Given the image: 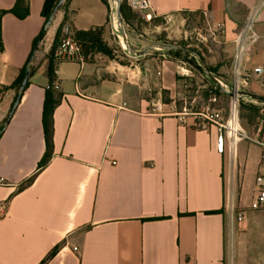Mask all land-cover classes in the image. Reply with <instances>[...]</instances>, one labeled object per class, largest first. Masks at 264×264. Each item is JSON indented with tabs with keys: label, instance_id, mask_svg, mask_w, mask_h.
<instances>
[{
	"label": "crops",
	"instance_id": "0c3cea01",
	"mask_svg": "<svg viewBox=\"0 0 264 264\" xmlns=\"http://www.w3.org/2000/svg\"><path fill=\"white\" fill-rule=\"evenodd\" d=\"M18 0H0V11ZM46 0L2 19L0 50V264H236L237 227L227 213L232 167L216 147L217 131H200L111 81L94 82L91 62L55 60L63 95L54 112V150L43 124L49 56L65 16L77 32L108 33L103 0H65L30 62L29 85L9 121L19 77L42 31ZM150 17L204 12L226 28L219 69L264 97V0H149ZM22 4L21 11L25 8ZM256 9L258 40L237 61L235 42ZM177 64L163 62L162 86H175ZM54 83V84H55ZM241 144V143H240ZM249 158V157H248ZM247 158V167L252 165ZM264 173V161L255 162ZM246 167V168H247ZM249 168V167H248ZM32 176L34 182L24 187ZM247 189H256V178ZM242 236L249 240L250 222Z\"/></svg>",
	"mask_w": 264,
	"mask_h": 264
},
{
	"label": "rangeland",
	"instance_id": "374dc122",
	"mask_svg": "<svg viewBox=\"0 0 264 264\" xmlns=\"http://www.w3.org/2000/svg\"><path fill=\"white\" fill-rule=\"evenodd\" d=\"M110 6L108 33L102 36L103 51L90 50L87 61L91 62L94 82L111 81L125 87L129 96L143 100L150 109H160L165 114L174 112H202L207 109L219 110L223 117H228L231 97L217 87L201 70L199 61L185 54H168L163 50H152L144 56H135L126 49L121 29L124 28L131 47L142 50L149 45L177 44L186 46L201 53L208 67L219 66V52L222 51V34L204 12H182L175 15L155 17L151 20L135 15L132 26L118 25L117 3L107 0ZM127 0H121L127 5ZM134 15V14H133ZM107 51V52H105ZM108 53V54H106ZM110 54V56H109ZM49 60V56L47 55ZM170 60L176 63L177 74L175 86L167 90L162 86L163 62ZM50 61V60H49ZM50 63V62H49ZM223 87L232 94L236 79L229 73L217 69L213 73ZM220 89L221 92L218 90ZM241 91L256 94L251 87L245 86ZM226 95H224V94ZM258 95V94H256ZM255 105L264 108V102L249 97L240 99V124L250 138H254L256 129L248 125V112H242V106ZM1 127V126H0ZM255 129V130H254ZM241 143V144H240ZM238 144L236 155L227 153L232 167V185L227 190V213L237 227L236 247L231 258L236 264H264V212L250 209L256 189H247L244 183L252 185L258 176L264 177L263 171H256L255 162L259 160L260 149L252 139H245ZM249 157V158H248ZM247 158L253 162L247 167ZM247 167V168H246ZM240 214L245 215L238 221ZM250 222L249 240L242 233L246 232Z\"/></svg>",
	"mask_w": 264,
	"mask_h": 264
},
{
	"label": "built area",
	"instance_id": "2783aa9c",
	"mask_svg": "<svg viewBox=\"0 0 264 264\" xmlns=\"http://www.w3.org/2000/svg\"><path fill=\"white\" fill-rule=\"evenodd\" d=\"M127 5L130 10L144 18L153 19L148 14L152 6L149 0H127ZM256 9L248 17L244 30L238 34L235 42L238 46L237 61L240 60L242 54L246 51V43H254L258 40V35L254 30ZM218 31L224 35L226 28L223 24L218 25ZM54 58L60 62L75 63L83 67L86 64V55L83 42L77 37L75 29L66 24L60 33L57 46L54 50ZM254 73L260 77H264V70L262 68H255ZM234 93L231 97L228 117L225 119L219 110L207 109L202 112L189 113L187 110L183 112H174V115L180 121H184L186 117H194L196 128L200 131H217L216 147L219 153H226L236 155L238 144L245 139H252L260 149L261 160L264 161V122L260 123L255 133L254 138H250L247 132L240 124V99L239 94L241 88L248 85L246 79L236 80ZM54 88L59 90V85L54 84ZM5 181L0 178V185H4ZM250 209L254 211L264 212V177L258 176L256 178V194L251 202ZM245 219L244 214H240L238 221Z\"/></svg>",
	"mask_w": 264,
	"mask_h": 264
},
{
	"label": "trees",
	"instance_id": "16d2710c",
	"mask_svg": "<svg viewBox=\"0 0 264 264\" xmlns=\"http://www.w3.org/2000/svg\"><path fill=\"white\" fill-rule=\"evenodd\" d=\"M62 0H46L43 6V10H42V15L45 18V24L42 28L41 33L39 34V36L36 38L35 42H34V47H33V51L29 57V60L27 62V64L25 65V67L21 70V73L19 75V77L17 78V80L10 86L7 87L8 89H14L16 91V97L15 100L12 104L10 113L6 119V122L9 121V119L11 118L12 114L14 113L17 105L19 104L22 94L23 92L26 90V88L29 85V80L28 82L24 85V81L27 77V75L30 78V62L33 59L34 53L37 50L39 44L43 41V39L45 38V35L47 33L48 27L51 24V22L54 19L55 13L57 10H60L61 7L63 6V4L61 6L60 2ZM106 4H108L107 0H103ZM22 4H25V8H23L21 11H19V8ZM121 12H122V17L123 20L126 24L132 26V20L134 19L135 15H138L134 12H132L130 10V8L126 7L125 4H122L121 6ZM14 14L17 18L19 19H25L29 13V4H28V0H18L17 1V5L14 9L9 10V11H0V50H2V19L3 17L8 14ZM134 14V15H133ZM69 17L68 15L65 16V20L63 23V27L66 24H69ZM62 27V28H63ZM62 28L59 30L56 39L54 41L52 50L49 54V68H48V77H49V89L47 91L46 94V99H45V103H44V115H43V124H44V131H45V138H46V154L43 158V160L40 162L39 164V168H44L50 161L52 154H53V150H54V142H53V137H54V112L55 109L61 104L62 100H63V95L62 93L59 92V90H56L54 88V83H55V58H54V50L57 46L58 43V39L61 33ZM77 37L83 42V46H84V50H85V55H86V61L89 57L90 54V50L95 49L98 51H103L104 48H101V44H102V36L103 33L100 29L95 28L93 30H90L88 32H77ZM90 49V50H89ZM196 51V50H195ZM107 52V51H105ZM168 54L172 55V54H185L187 56H191L189 54L186 53H182V52H178V51H171L168 52L166 51ZM198 52V51H197ZM199 53V52H198ZM108 54V53H106ZM201 54V53H200ZM110 56V54H109ZM193 60L196 62L194 57ZM208 67V66H207ZM219 68H212V67H208V69L212 72L215 73L216 70ZM200 70L203 72L202 68H200ZM220 92L221 90L218 89ZM224 94V93H223ZM226 95V94H224ZM248 112L249 115L248 117L245 116L244 114L242 115V118L244 119H248V125L251 127H254L257 131L259 124L262 122H264V108L261 107H257L255 105H246V106H242V112ZM5 125H2L0 127V134L1 131L4 129ZM254 129V130H255ZM35 180V176L30 177L25 183H24V187L31 185Z\"/></svg>",
	"mask_w": 264,
	"mask_h": 264
},
{
	"label": "water",
	"instance_id": "95a60500",
	"mask_svg": "<svg viewBox=\"0 0 264 264\" xmlns=\"http://www.w3.org/2000/svg\"><path fill=\"white\" fill-rule=\"evenodd\" d=\"M65 0H62L60 2L61 6L64 3ZM115 2L117 3V18H118V25L122 26L123 25V17H122V12H121V6H122V2L121 0H115ZM122 32V37H123V41L125 44L126 49L129 51L130 54L135 55V56H144L146 55L149 51L152 50H163V51H178V52H182V53H186L189 54L193 57H195L199 63L200 66L203 70V73L217 86L219 87L221 90H223L224 92H226L227 94L233 95L229 90L225 89L223 87V83L208 69L206 61L204 59V57L198 53L197 51H195L194 49H191L189 47L186 46H180L177 44H160V43H155L152 45L147 46L146 48L142 49V50H135L131 47L127 35L125 33L124 28L121 29ZM29 80V76L27 75L25 81H24V85L28 82ZM241 95V97H249L253 100L256 101H261L264 102V97L260 96V95H256L253 93H249L246 91H241L239 93Z\"/></svg>",
	"mask_w": 264,
	"mask_h": 264
}]
</instances>
